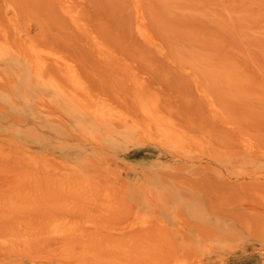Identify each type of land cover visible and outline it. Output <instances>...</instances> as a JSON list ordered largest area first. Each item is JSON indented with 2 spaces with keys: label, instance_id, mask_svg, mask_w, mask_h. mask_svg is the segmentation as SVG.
Returning <instances> with one entry per match:
<instances>
[{
  "label": "rangeland",
  "instance_id": "374dc122",
  "mask_svg": "<svg viewBox=\"0 0 264 264\" xmlns=\"http://www.w3.org/2000/svg\"><path fill=\"white\" fill-rule=\"evenodd\" d=\"M0 264H264V0H0Z\"/></svg>",
  "mask_w": 264,
  "mask_h": 264
}]
</instances>
